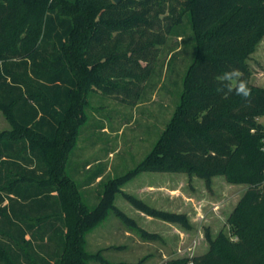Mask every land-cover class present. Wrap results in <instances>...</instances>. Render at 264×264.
Masks as SVG:
<instances>
[{
	"label": "trees",
	"instance_id": "obj_1",
	"mask_svg": "<svg viewBox=\"0 0 264 264\" xmlns=\"http://www.w3.org/2000/svg\"><path fill=\"white\" fill-rule=\"evenodd\" d=\"M186 14L195 55L180 101L152 150L109 179L90 208L67 170L88 95L136 103L159 45ZM263 37L264 0H0V110L12 125L0 132V264H114L86 249L87 232L111 211L142 237L160 238L115 204L120 192L145 214L191 229L186 213L122 190L143 170L195 174L209 190L219 174L248 184L228 218L231 234L207 230L206 252L167 264H264V87L251 83L247 62ZM233 68L249 100L217 90Z\"/></svg>",
	"mask_w": 264,
	"mask_h": 264
},
{
	"label": "rangeland",
	"instance_id": "obj_2",
	"mask_svg": "<svg viewBox=\"0 0 264 264\" xmlns=\"http://www.w3.org/2000/svg\"><path fill=\"white\" fill-rule=\"evenodd\" d=\"M176 30L159 45L154 71L136 103L98 91L88 95V121L81 127L67 170L81 186L90 208L99 202L109 179L135 167L152 150L180 101L183 78L195 55L189 14ZM247 62L252 70L251 83L264 87V37ZM11 129V123L0 110V132ZM96 170H102V177L89 183ZM247 188L248 184L229 182L223 174L214 176L209 190L195 174L143 170L126 182L122 190L156 208L186 213L192 228L149 216L120 192L115 204L139 226L159 233L160 238L142 237L111 211L87 232L86 249L92 253L101 250L114 264L140 260L145 264H167L173 258L204 253L210 246L207 230L213 238L222 231L232 233L228 218ZM90 264L104 263L94 259Z\"/></svg>",
	"mask_w": 264,
	"mask_h": 264
},
{
	"label": "clouds",
	"instance_id": "obj_3",
	"mask_svg": "<svg viewBox=\"0 0 264 264\" xmlns=\"http://www.w3.org/2000/svg\"><path fill=\"white\" fill-rule=\"evenodd\" d=\"M221 87L217 90L225 95L235 94L242 99L249 100L252 92L248 81L243 78V73L238 68L225 71L223 75L217 77Z\"/></svg>",
	"mask_w": 264,
	"mask_h": 264
},
{
	"label": "water",
	"instance_id": "obj_4",
	"mask_svg": "<svg viewBox=\"0 0 264 264\" xmlns=\"http://www.w3.org/2000/svg\"><path fill=\"white\" fill-rule=\"evenodd\" d=\"M115 1H119V0H115Z\"/></svg>",
	"mask_w": 264,
	"mask_h": 264
}]
</instances>
